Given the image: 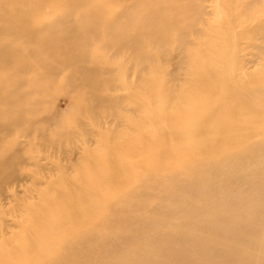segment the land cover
<instances>
[{"label": "bare ground", "instance_id": "1", "mask_svg": "<svg viewBox=\"0 0 264 264\" xmlns=\"http://www.w3.org/2000/svg\"><path fill=\"white\" fill-rule=\"evenodd\" d=\"M95 43L149 74L150 127L120 131L111 160L43 173L17 138L99 101ZM263 51L264 0H0V195L30 182L0 264H264Z\"/></svg>", "mask_w": 264, "mask_h": 264}, {"label": "rangeland", "instance_id": "2", "mask_svg": "<svg viewBox=\"0 0 264 264\" xmlns=\"http://www.w3.org/2000/svg\"><path fill=\"white\" fill-rule=\"evenodd\" d=\"M99 44L95 43L92 46V51H94L92 54L96 59L108 61V63L106 64L107 67L104 66L103 70H99V75H93V78L101 85V91L98 95L99 101L94 107L85 106V103H83L79 110H86L87 114L79 121L74 122L76 121V114L73 113L76 111L71 110L61 114L58 120L60 123L46 130V132H32L29 135L23 133L22 135H26V137L20 136L17 138L19 141H26L25 144L28 151L33 150L34 153L39 155L40 159L37 167L40 166V169L44 170L43 173H53L54 176L55 169L59 164L65 167L68 170L67 172L75 173L79 172L86 163L88 165L95 160L98 161L102 156L106 157V160H111L117 154L115 148L126 145L125 139L127 138L121 133L126 132L129 134L131 129L135 130L136 123H139V128L144 126L142 127L143 129H148L150 127L147 113L138 111V108H141V100L143 99L140 91L144 90L143 88L145 87L148 88L145 83L148 81L149 74L147 72L142 75L139 74V66H130L128 63H124L123 59L114 58L110 52L106 51V48L99 49ZM245 51L249 58L245 66L248 70H252L255 67V57L250 58L248 52L251 51L253 52L252 54H257L259 51L248 49ZM261 54L264 56V51ZM162 65L166 66L167 61H163ZM168 65L171 70L178 67L179 59L175 52L169 55ZM97 67L102 68L101 65H97ZM61 82H64V80ZM50 86L51 90L48 95L51 100L54 98L55 83L53 82ZM101 93L102 96L100 97ZM89 94L86 88L81 92L79 91V96L81 97L87 98ZM108 95L122 97L118 112H114L107 106ZM148 107L147 99L143 108ZM39 116H45L47 118L46 121L49 120V115L46 112L40 111ZM72 126H76V128H72ZM73 129L78 131L77 137L71 136L70 133ZM120 131L122 132L119 133ZM3 144H5L4 141ZM85 150L88 151L87 159H84ZM26 166V170L36 169V164L32 161H29ZM29 184L30 182L26 181L21 183V186H13L14 189L9 188L8 194L15 191L17 195H4L5 199L3 195H0V202L3 204L2 214L0 215V223L2 222V225L10 224L11 227L9 228H13L16 225L13 216L15 209H17L16 205L22 203L20 199L23 196L22 191ZM1 248L3 249V247Z\"/></svg>", "mask_w": 264, "mask_h": 264}]
</instances>
